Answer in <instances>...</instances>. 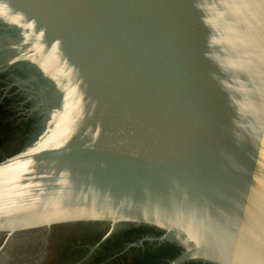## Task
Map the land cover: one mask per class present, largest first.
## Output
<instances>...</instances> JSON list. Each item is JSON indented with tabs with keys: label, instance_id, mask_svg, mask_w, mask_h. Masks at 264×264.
I'll use <instances>...</instances> for the list:
<instances>
[{
	"label": "water",
	"instance_id": "95a60500",
	"mask_svg": "<svg viewBox=\"0 0 264 264\" xmlns=\"http://www.w3.org/2000/svg\"><path fill=\"white\" fill-rule=\"evenodd\" d=\"M0 264H264V0H0Z\"/></svg>",
	"mask_w": 264,
	"mask_h": 264
}]
</instances>
